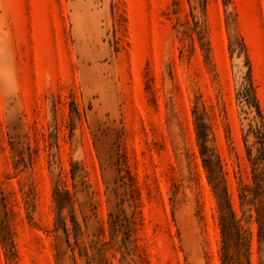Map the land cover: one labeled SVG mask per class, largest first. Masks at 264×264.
Returning <instances> with one entry per match:
<instances>
[{
  "label": "rangeland",
  "instance_id": "rangeland-1",
  "mask_svg": "<svg viewBox=\"0 0 264 264\" xmlns=\"http://www.w3.org/2000/svg\"><path fill=\"white\" fill-rule=\"evenodd\" d=\"M245 55L264 121V0H0V264H223ZM255 219L226 264H264Z\"/></svg>",
  "mask_w": 264,
  "mask_h": 264
},
{
  "label": "trees",
  "instance_id": "trees-1",
  "mask_svg": "<svg viewBox=\"0 0 264 264\" xmlns=\"http://www.w3.org/2000/svg\"><path fill=\"white\" fill-rule=\"evenodd\" d=\"M244 45L239 39L237 42V53L244 54ZM245 64L247 71L242 77L236 92V98L245 109L244 113L249 120L248 128L242 136L246 156L250 165L251 184L242 185L239 190V209L241 218L237 217V212L230 203L229 195L225 186L219 188L220 182L216 183V189L219 193V226L222 236V263H228L230 256L227 254L229 248H245V253L249 250L250 233L241 224L242 217L254 209L256 212L257 242L260 243L264 235V121L261 109L256 97L255 86L252 81L248 59L245 55ZM195 128L200 148V154L203 162L209 169L211 164V153L206 146L207 126L203 121L201 114H196ZM249 142V143H248ZM69 200L68 191H54V201L56 207V229L61 228L67 234L68 228L65 217L62 216V210L65 207V201ZM251 218V215L248 216ZM70 222L75 226L76 222L71 217ZM55 229V230H56ZM249 264V262H247Z\"/></svg>",
  "mask_w": 264,
  "mask_h": 264
}]
</instances>
